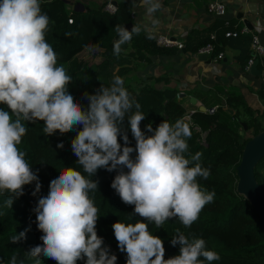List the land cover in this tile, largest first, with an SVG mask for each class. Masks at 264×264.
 <instances>
[{
	"label": "clouds",
	"instance_id": "clouds-1",
	"mask_svg": "<svg viewBox=\"0 0 264 264\" xmlns=\"http://www.w3.org/2000/svg\"><path fill=\"white\" fill-rule=\"evenodd\" d=\"M41 3L0 0V105L5 106L0 108V192L13 194L14 198L4 202L8 208L25 194L26 185L35 184L33 196L41 192L39 169L33 171L26 153L18 147L27 135V125L37 121L43 122L48 137L76 132L70 147L83 174L65 167L50 180L47 195L40 196L33 209L42 244L26 254L35 264H42L41 257L56 264H117V255L97 234L99 209L90 196L98 190L99 181L88 177L104 169L117 172L110 187L124 204L134 206L126 219L139 216L147 221L112 225L117 247L126 253V264L218 261L220 255L207 250L203 238L190 241L179 229L170 240L172 247L179 245V254L165 259L164 240L149 231L150 224L159 229L176 218L191 227L203 208L214 202L215 191L202 190L197 181V177L207 180L211 174V169L200 162L203 154L197 152L191 159L185 155L192 136L189 118L184 116L174 123L162 120L155 128L148 123L142 131L146 115L130 98L120 76H114L111 86L101 85L94 94L83 93L82 99L88 104L82 107L69 91L72 77L67 67L57 64V54L45 39L50 18L42 13ZM142 3L148 14L160 8L157 0ZM115 31L119 39L113 42V54L120 55L122 45L138 35L141 26L129 31L124 25H116ZM125 121L135 147L129 146ZM56 148L62 150L64 142L59 141ZM29 230L12 236V243L25 240ZM7 264L25 262L13 253Z\"/></svg>",
	"mask_w": 264,
	"mask_h": 264
},
{
	"label": "trees",
	"instance_id": "trees-1",
	"mask_svg": "<svg viewBox=\"0 0 264 264\" xmlns=\"http://www.w3.org/2000/svg\"><path fill=\"white\" fill-rule=\"evenodd\" d=\"M68 2L42 0L41 11L47 13L50 18L45 39L57 54V64H64L67 67L72 77V82L68 85L69 91L82 107L86 108L88 104L87 100L82 99L83 93L94 94L101 85L109 87L113 77L120 76L123 80L125 78L124 86L130 98L141 105L146 115V119L141 122L142 131L148 123H152L155 128L162 120L174 123L181 117L189 116L188 108L184 100L178 98L176 90L170 88L158 90L146 84L143 79L130 77L135 70L132 58H136L135 62L139 64H150L152 58L175 55L178 49L158 46L154 36L141 30L138 35H133L129 43L122 45L123 51L120 55L113 54V42L117 36L115 26L134 25L131 3H120L117 12L110 14L104 8L76 13L68 10ZM69 20H73V24H69ZM209 44H212V41ZM129 46L131 51L125 54ZM93 47L103 52V60L98 64L81 61L79 56ZM218 55L219 52L215 48L213 57ZM210 94H205L207 97L212 96L211 101L206 102L207 106L211 103L209 111L204 113L193 107L195 113L187 121L192 136L187 141L189 149L185 155L191 159L197 152L203 154L200 162L203 167L211 169V174L207 180L197 177V181L202 190L215 191L214 202L203 208L199 219L191 227H185L176 218L166 221L159 229L150 224L149 231L164 240L165 259L179 254V245L172 247L170 244V240L177 235L176 230L179 229L190 241L194 238H203L207 250H213L220 255L218 261H212L210 264H264L261 219L250 201L239 194L237 175V168L247 143L264 132V113L250 108L235 90L227 93L222 91L218 95ZM224 98L226 102L223 101ZM2 107L5 106L0 105V108ZM213 108L216 110L210 114ZM131 111L135 112V107ZM244 125L248 127L247 131H244ZM27 127V135L18 147L26 153V160L33 167V171L39 169L42 188L37 196H33L35 184L24 186L25 194L14 201L12 208H8L4 202L13 197V194L0 192V264H7L13 253H16L19 259H23L25 264H35L34 258L29 257L26 252L31 247L42 244L40 239L42 232L37 229L33 211L38 199L47 195L50 180L65 167H73L83 174L82 167L76 163L77 157L70 147L71 139L75 137L76 132L70 131L64 135L57 132L48 137L43 132L44 125L41 121L28 124ZM125 129L131 141L129 146L135 147L136 142L128 129L127 121ZM241 131L244 132L243 135L240 134ZM59 141L64 142L62 150L56 148ZM120 143L123 145L122 140ZM192 166L194 164L189 165ZM116 174L117 172L109 173L99 169L95 177L88 178L99 181L98 190L90 193L95 206L99 209L97 234L110 246L111 253L117 255V264H126V253L119 251L112 225L118 221L124 223H135V220L147 221L139 216L132 220L126 219L127 215L133 213L134 206L124 204L110 187ZM255 175L258 184L264 190V159L256 167ZM25 229H30L26 239L12 243L11 237ZM41 260L42 264H56L54 260L48 258L41 257ZM77 264H84V261H77ZM205 264L209 262L205 261Z\"/></svg>",
	"mask_w": 264,
	"mask_h": 264
},
{
	"label": "crops",
	"instance_id": "crops-1",
	"mask_svg": "<svg viewBox=\"0 0 264 264\" xmlns=\"http://www.w3.org/2000/svg\"><path fill=\"white\" fill-rule=\"evenodd\" d=\"M68 1L72 4H68V10L74 11L77 2L84 6V13L131 3L133 26H141L142 31L154 38L174 41L176 46L172 48L178 49L177 54L152 58V63H143L141 78L138 73L134 75L158 90H176L189 113L194 111L193 107L209 111L211 103L207 106L206 102L212 96L205 94L218 95L231 90L237 91L250 108L264 113V61L252 47L256 37L264 48V0H157L160 8L152 14L147 13L142 0ZM214 2L226 6L224 16L209 12L208 6ZM229 32H238L240 36L228 38ZM211 41L216 51L224 55L222 60L215 61L214 54L207 55V60L199 59ZM250 60H254L251 66ZM191 99H196V105Z\"/></svg>",
	"mask_w": 264,
	"mask_h": 264
},
{
	"label": "water",
	"instance_id": "water-1",
	"mask_svg": "<svg viewBox=\"0 0 264 264\" xmlns=\"http://www.w3.org/2000/svg\"><path fill=\"white\" fill-rule=\"evenodd\" d=\"M69 5H72L68 2ZM83 8V9H82ZM74 12L84 13V6L81 4H76L74 6ZM133 25H126L125 28L131 31ZM119 39L118 35L116 36V41ZM208 56L202 54L199 56L200 60H207ZM191 103L196 105V99H191ZM201 112L206 113L207 110L205 107L200 108ZM232 114V111H230ZM248 127L244 125V131H247ZM244 132H240L243 135ZM264 159V132L260 135L254 137L250 140L244 150L242 160L240 165L237 168L238 175V192L243 195L246 199L250 201L254 207L257 215L261 219L262 230L264 234V190L260 187L257 182L255 170L258 164Z\"/></svg>",
	"mask_w": 264,
	"mask_h": 264
},
{
	"label": "built area",
	"instance_id": "built-area-1",
	"mask_svg": "<svg viewBox=\"0 0 264 264\" xmlns=\"http://www.w3.org/2000/svg\"><path fill=\"white\" fill-rule=\"evenodd\" d=\"M208 10L210 13L217 15L218 17H222L226 14V6L223 3L220 2H214L210 3L208 6ZM106 11L110 14H115L117 12V7L109 6ZM69 24H73V20H69ZM240 36V33L238 32H229L226 33V37L228 38H237ZM158 46L161 47H173L176 46L175 42L166 38H155ZM214 38H212L213 40ZM252 47L254 50V53L258 55L261 59L264 61V48L260 45L258 38L254 37L252 41ZM215 52V47L212 44L207 45L202 51L201 54L206 55H213ZM224 57L223 54H219L215 61H220ZM254 64V60L249 61V66ZM216 108L210 110V114H213L215 112ZM195 113V111H192L189 113L188 120H190V117Z\"/></svg>",
	"mask_w": 264,
	"mask_h": 264
},
{
	"label": "rangeland",
	"instance_id": "rangeland-1",
	"mask_svg": "<svg viewBox=\"0 0 264 264\" xmlns=\"http://www.w3.org/2000/svg\"><path fill=\"white\" fill-rule=\"evenodd\" d=\"M130 51L131 50H130V46H129V48L126 50L125 54L129 53ZM79 59L81 61H87V62H89V64H98L103 60V54L98 49H88L86 52L82 53L79 56ZM133 60H136V58H133ZM134 64H135L134 65L135 70L130 74L131 75L130 77L132 78V77L136 76V75H134V73L135 74L138 73L137 76H139L141 78L140 74L143 70L144 65L139 64V62H135ZM124 80H125V78H124ZM241 132H243V131H241ZM247 137H249V136H247Z\"/></svg>",
	"mask_w": 264,
	"mask_h": 264
}]
</instances>
